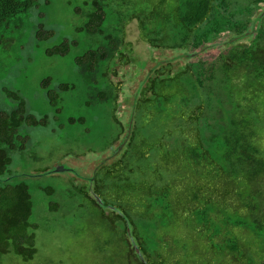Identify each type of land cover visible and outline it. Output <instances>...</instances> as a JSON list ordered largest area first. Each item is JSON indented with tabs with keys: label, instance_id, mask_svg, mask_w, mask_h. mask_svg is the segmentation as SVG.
Listing matches in <instances>:
<instances>
[{
	"label": "trees",
	"instance_id": "obj_1",
	"mask_svg": "<svg viewBox=\"0 0 264 264\" xmlns=\"http://www.w3.org/2000/svg\"><path fill=\"white\" fill-rule=\"evenodd\" d=\"M119 1L114 25L107 23L112 0H88L85 9L74 8L85 17L80 29L100 37L96 47L75 58V64L89 79L98 72L104 80L102 86L90 91L92 97L86 105L116 101L119 86L107 79L109 63L115 58L127 63L128 54L122 45L125 26L133 18L149 46L184 49L185 54L178 57L187 60L210 48V38L224 31L232 35L211 61L199 60L197 65L188 62L176 73H172L168 61L151 67L146 74L134 106L145 112L152 107L153 114L170 131L159 137V147L170 146L173 157L166 166L178 176L182 192L175 196L167 184L156 188L146 182L141 192L146 196L147 221L140 218L142 215L139 220L131 217L132 239L122 232L120 242L125 244V254L122 258L118 255L120 246L111 256L112 264H264V7L252 15L258 2L264 0H249L232 10L229 0ZM36 2L0 0V28ZM123 8L129 10L127 15H123ZM51 34L40 25L36 37L45 39ZM238 39H250V43L240 44ZM74 44L63 39L48 48L46 55H64ZM191 50L194 52L189 53ZM51 80L45 76L41 86L47 88ZM57 87L59 91L74 89L73 84L65 82ZM2 91L16 101V106L0 108V261L5 254L28 261L36 253L35 226L29 221L31 194L27 183L12 182V176L4 174L11 153L24 150L27 144L18 128L23 124L47 126L49 120L47 115L36 117L28 112L18 92L5 87ZM46 95L50 105L56 107L59 94L48 89ZM170 109L172 113L168 114ZM83 120L68 118L70 123ZM172 131L180 135L174 137ZM135 136L136 132L128 137L125 132L123 140L127 137L126 143H130ZM121 161L119 158L114 163ZM161 174L158 178L163 180ZM113 177L121 178L118 173ZM103 186L96 183L95 189ZM134 221H140L138 225L146 231H137ZM173 227L186 230L183 234L189 235L197 259L192 258L184 242H169L168 230ZM157 230H164L159 239ZM183 253L186 255L178 258Z\"/></svg>",
	"mask_w": 264,
	"mask_h": 264
},
{
	"label": "rangeland",
	"instance_id": "obj_2",
	"mask_svg": "<svg viewBox=\"0 0 264 264\" xmlns=\"http://www.w3.org/2000/svg\"><path fill=\"white\" fill-rule=\"evenodd\" d=\"M86 1L37 0L30 10L0 28V108L9 110L16 106V101L3 93L5 87L19 93L28 112L36 117L47 115L49 120L47 126L23 124L18 128V134L27 138V144L24 150L11 153V162L4 174L11 175L12 182L23 181L29 187L32 199L29 221L35 226L36 253L28 261L5 254L0 264H112L113 252L120 246L118 255L122 258L125 254V244L120 242L122 232L126 231V237L132 239L131 217L139 220L142 215L140 218L147 221L146 196L141 192L146 182L156 188L167 184L175 196L182 192L178 176L166 166L173 157L170 146L159 147V137L170 131L153 114L152 107L146 112L137 109L134 98L139 96L137 93L151 67L170 61L171 71L176 73L188 62L197 65L199 60L211 61L232 34L224 31L210 38L207 43L210 48L198 51L187 60L178 57L185 54L184 49L149 46L141 38L138 21L133 18L125 26L122 45L128 54L127 63L122 64L118 58L109 63L107 79L119 86L116 101L86 105L93 87L104 84L98 72L89 79L75 64V58L89 47H96L100 39L80 29L85 17L75 13L74 8L85 9ZM139 1L142 4L149 0ZM229 1L232 10L249 0ZM117 2L120 1L112 0L107 10V23L113 25L119 8ZM263 7L264 1L258 2L252 15ZM122 11L127 15L129 10ZM40 25L52 34L38 39L36 32ZM63 39L75 44L64 55H46L48 48ZM236 42L248 44L250 39ZM45 76L52 78L47 88L41 86ZM63 82L73 84L74 89L59 91L57 86ZM48 89L59 94L56 107L49 103ZM167 113L171 114V109ZM70 116L84 117V120L70 123ZM128 130L129 134L136 132L130 143H126V138L123 140ZM171 134L177 137L179 132ZM119 158L122 161L114 163ZM59 166L66 169L58 170ZM159 172L163 180L158 178ZM117 173L121 178L114 179ZM96 183L104 186L95 189ZM134 222L137 231H146L138 225L140 221ZM182 228L168 230L169 242H184L192 258L197 259L189 245L190 237L183 234L186 230ZM157 231L159 239L164 230Z\"/></svg>",
	"mask_w": 264,
	"mask_h": 264
},
{
	"label": "water",
	"instance_id": "obj_3",
	"mask_svg": "<svg viewBox=\"0 0 264 264\" xmlns=\"http://www.w3.org/2000/svg\"><path fill=\"white\" fill-rule=\"evenodd\" d=\"M129 132H130V131L128 130L127 137L129 136ZM127 137H126V138H127ZM57 169H58V170H61L62 167H58Z\"/></svg>",
	"mask_w": 264,
	"mask_h": 264
},
{
	"label": "flooded vegetation",
	"instance_id": "obj_4",
	"mask_svg": "<svg viewBox=\"0 0 264 264\" xmlns=\"http://www.w3.org/2000/svg\"><path fill=\"white\" fill-rule=\"evenodd\" d=\"M116 151H117L116 149H115V150H113V153L115 154V153H116ZM114 162H115V161H114Z\"/></svg>",
	"mask_w": 264,
	"mask_h": 264
}]
</instances>
